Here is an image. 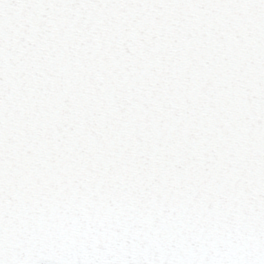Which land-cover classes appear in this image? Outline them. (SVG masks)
Instances as JSON below:
<instances>
[{
    "label": "snow or ice",
    "instance_id": "6c2138e0",
    "mask_svg": "<svg viewBox=\"0 0 264 264\" xmlns=\"http://www.w3.org/2000/svg\"><path fill=\"white\" fill-rule=\"evenodd\" d=\"M0 264H264V0H0Z\"/></svg>",
    "mask_w": 264,
    "mask_h": 264
}]
</instances>
